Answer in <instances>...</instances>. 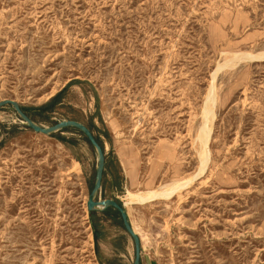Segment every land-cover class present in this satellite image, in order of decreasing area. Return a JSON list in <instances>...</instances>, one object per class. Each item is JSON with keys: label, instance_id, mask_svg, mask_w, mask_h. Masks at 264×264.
Masks as SVG:
<instances>
[{"label": "rangeland", "instance_id": "374dc122", "mask_svg": "<svg viewBox=\"0 0 264 264\" xmlns=\"http://www.w3.org/2000/svg\"><path fill=\"white\" fill-rule=\"evenodd\" d=\"M4 100L92 132L140 264H264V0H0ZM96 168L79 131L0 108V264H133L121 218L87 210Z\"/></svg>", "mask_w": 264, "mask_h": 264}, {"label": "water", "instance_id": "95a60500", "mask_svg": "<svg viewBox=\"0 0 264 264\" xmlns=\"http://www.w3.org/2000/svg\"><path fill=\"white\" fill-rule=\"evenodd\" d=\"M5 106H11L16 113L20 116L22 119L24 125L30 129H32L36 133H40L43 135H50L55 132L65 130L67 128H73L78 130L83 134V136L86 138L87 142L94 148V150L97 153V168L95 173V183L93 186V189L91 190L88 201H87V210L89 213L95 212V211H105L108 208H113L115 211L118 212L120 215L123 228L125 232L130 236V238L133 240L134 245V262L133 264H140V241L133 231V228L128 220L126 211L124 210L123 206H121L119 203H117L114 200H96V194L98 193L100 187H101V181L103 177L104 172V154L102 147L97 142L96 138L92 134V132L84 125L75 122V121H61L56 124H54L51 127H40L36 125L27 115L23 113L21 108L17 103H15L12 100H4L0 102V108H3Z\"/></svg>", "mask_w": 264, "mask_h": 264}, {"label": "bare ground", "instance_id": "6f19581e", "mask_svg": "<svg viewBox=\"0 0 264 264\" xmlns=\"http://www.w3.org/2000/svg\"><path fill=\"white\" fill-rule=\"evenodd\" d=\"M248 57H251V56H248ZM257 58H260V57H257ZM55 94H56V92L54 90L48 92L47 95H46V100H50ZM210 113H211L210 110H206V111L203 112L204 121L205 122L207 121V118L210 115ZM200 139H201V141H203V145H205L207 143V141H206L207 139H206L205 134L201 133ZM190 182H191V180L184 181V182H178L177 181V182L172 183L171 185H169V184H167V185H161L157 190L146 191L144 196H142V195L141 196L140 195H135V194L133 195L131 193H128V196H129V198H134L138 202L150 200L152 197H154V198L155 197H159V198H165V199H167V198H169V196L173 192H176L178 190H181L184 186H186Z\"/></svg>", "mask_w": 264, "mask_h": 264}, {"label": "trees", "instance_id": "16d2710c", "mask_svg": "<svg viewBox=\"0 0 264 264\" xmlns=\"http://www.w3.org/2000/svg\"><path fill=\"white\" fill-rule=\"evenodd\" d=\"M58 96H59V94L54 95V96L50 99V102H49L46 106L41 107V108H38L37 110L51 111L52 108L55 106V102L57 101ZM23 111H24V110H23ZM75 130H76V129H75ZM77 131H78V130H77ZM80 133H81V132H80ZM81 134H82V133H81ZM96 140H97V139H96ZM97 142H98V140H97ZM110 210L113 211L115 215H117L118 217H120V215L118 214V212L115 211L113 208H108V209H106L105 211H102L101 213L106 215V214H108V212H109ZM94 214H95V212H91V213H90L91 218L93 217ZM93 227H94V238H95V240H97V239H98V233H97V231H96L95 225H93Z\"/></svg>", "mask_w": 264, "mask_h": 264}]
</instances>
